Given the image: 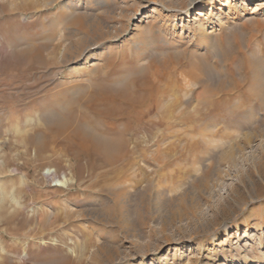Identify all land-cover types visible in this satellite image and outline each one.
<instances>
[{"label":"rangeland","instance_id":"374dc122","mask_svg":"<svg viewBox=\"0 0 264 264\" xmlns=\"http://www.w3.org/2000/svg\"><path fill=\"white\" fill-rule=\"evenodd\" d=\"M211 3L0 0V264H264V0Z\"/></svg>","mask_w":264,"mask_h":264},{"label":"bare ground","instance_id":"6f19581e","mask_svg":"<svg viewBox=\"0 0 264 264\" xmlns=\"http://www.w3.org/2000/svg\"><path fill=\"white\" fill-rule=\"evenodd\" d=\"M212 3H211V7H213V5H214V3L215 2H217L218 0H210ZM261 5H260V7H264V3H260ZM227 6V5H226ZM243 8H245V4H243ZM214 8H212V10H213ZM198 15L200 16V17H205V14L202 12V11H199L198 12ZM201 28H203V24H201V21H198V29H201ZM63 107V106H62ZM62 109V108H61ZM63 110V109H62ZM52 114V113H51ZM50 118V117H49ZM57 118V117H56ZM59 122V121H58ZM61 122V121H60ZM54 123V122H53ZM84 128V127H83ZM16 132V131H15ZM90 134V133H89ZM89 134H87V133H85V136L86 137H90V138H92L91 140L93 141V143H94V147L98 150V151H100V152H105L106 153V147H107V145L105 146V148H103L102 147V144L101 143H103V142H101L102 140V137H100V135H99V137L98 136H95V134H94V136H92L91 134L89 135ZM97 135V134H96ZM84 136V137H85ZM104 142H106V140L104 141ZM109 142V141H108ZM105 144H107V142L105 143ZM104 144V145H105ZM262 144V143H261ZM110 145V144H109ZM110 148V147H109ZM111 149V148H110ZM109 150V149H108ZM112 150V149H111ZM110 151V150H109ZM108 152V151H107ZM104 153V154H105ZM108 154V153H107ZM2 165V163L0 162V166ZM48 175L49 176H54V174H53V172H48ZM53 178V177H52ZM66 180V179H65ZM64 180V181H65ZM59 183H61V181H59V180H57ZM58 183V184H59ZM63 183V182H62ZM59 186V185H58ZM1 189V188H0ZM9 195V197H10V199L12 200V202H14L16 205H19V203L17 202V200L16 199H14V196H13V190H11V192L8 194ZM4 196H5V194L3 193V191L0 193V203L1 202H3V199H4ZM243 262H240V264H242Z\"/></svg>","mask_w":264,"mask_h":264}]
</instances>
